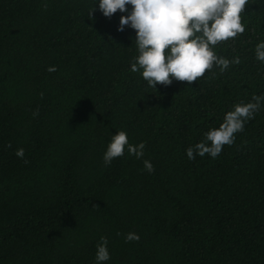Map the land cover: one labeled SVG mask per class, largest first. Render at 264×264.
I'll return each mask as SVG.
<instances>
[{
  "label": "trees",
  "instance_id": "obj_1",
  "mask_svg": "<svg viewBox=\"0 0 264 264\" xmlns=\"http://www.w3.org/2000/svg\"><path fill=\"white\" fill-rule=\"evenodd\" d=\"M93 3L0 0V264H95L101 236L106 264H264V108L215 159L185 154L264 93V6L250 0L245 31L216 46L239 64L155 90L129 70L122 13ZM116 130L144 142L141 159L103 164Z\"/></svg>",
  "mask_w": 264,
  "mask_h": 264
},
{
  "label": "clouds",
  "instance_id": "obj_2",
  "mask_svg": "<svg viewBox=\"0 0 264 264\" xmlns=\"http://www.w3.org/2000/svg\"><path fill=\"white\" fill-rule=\"evenodd\" d=\"M249 3L250 0H94L93 5L105 17H111L117 10L122 13L117 30L123 31L125 26L134 30L138 53L129 61V70L139 72L147 86L156 90L157 83L168 85L173 80L190 83L202 77L206 70L215 67L223 73L230 64H239L238 56L231 60L218 56L216 46L245 31L241 13ZM255 3L264 6V0H255ZM92 11L93 6L89 15ZM254 52L255 59L264 64V40L255 44ZM47 70L55 71V67ZM261 108H264V93L253 94L247 102L234 104L223 114L218 126L210 127L203 134V140L185 150L187 158L192 160L205 154L213 159L218 157L223 146L232 145L235 134L243 132L245 124ZM35 115L38 109L33 112ZM144 149L143 141L132 144L126 131L116 130L103 151L102 161L105 166L110 165L125 150L141 159ZM15 155L23 158V149H16ZM143 166L149 173L154 171L147 159L143 160ZM124 239L139 240V235L128 232ZM107 245V238L101 236L96 245L95 264L110 260Z\"/></svg>",
  "mask_w": 264,
  "mask_h": 264
}]
</instances>
